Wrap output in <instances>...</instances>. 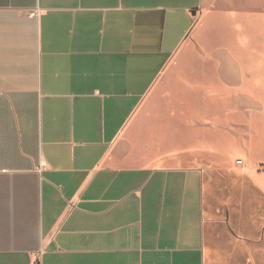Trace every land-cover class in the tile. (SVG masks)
<instances>
[{
	"label": "crops",
	"instance_id": "obj_1",
	"mask_svg": "<svg viewBox=\"0 0 264 264\" xmlns=\"http://www.w3.org/2000/svg\"><path fill=\"white\" fill-rule=\"evenodd\" d=\"M251 32L264 35V0H0V264H264L256 111L212 119L227 126L220 137L200 125L196 97L257 101L264 122V47ZM196 46L206 57L182 61ZM184 65L179 93L206 130L195 146L214 150L200 154L207 167L134 147L145 107ZM219 68L225 86L199 80Z\"/></svg>",
	"mask_w": 264,
	"mask_h": 264
},
{
	"label": "rangeland",
	"instance_id": "obj_2",
	"mask_svg": "<svg viewBox=\"0 0 264 264\" xmlns=\"http://www.w3.org/2000/svg\"><path fill=\"white\" fill-rule=\"evenodd\" d=\"M252 24H257L258 20L252 18ZM246 37L250 40L256 49L264 47V35L258 34L256 32H251L247 34ZM214 49L213 55L215 58L224 59L226 58V53L221 47ZM231 49L237 58H247V53H249L246 45L238 46V44H232ZM262 50V49H261ZM205 52L199 46L191 49L184 53L182 56V61L186 60H197L201 57H206ZM185 66V65H184ZM177 68L171 73L164 82L160 84L159 88L152 96L151 103L145 107L143 113V123L140 128L134 132L133 138L135 140L136 151L139 154L147 155L155 162H167L172 163L174 161H181L187 164H201L205 167L209 165L208 159L201 157L200 154L204 156L207 154H213L214 150L211 148L203 147L200 148L195 146L196 139V127L198 122L195 120L194 107H191L188 101L183 99L179 91L189 90L185 79L190 77L186 73V66ZM224 69H215L214 75H208L201 71L199 73V80L204 84H211L213 90H218L220 86H225L226 79L224 78ZM178 70V71H177ZM206 82V83H205ZM205 89H201L196 96L199 100L197 102V109L199 112V119L207 120V122L201 123L200 125L206 130L218 127V133L220 137H225L227 135V126L225 124H212L210 123L213 119L215 123L216 120H226L230 117L244 119L246 118L247 110H254V123L258 128L260 127L261 134H264V122L261 121L260 115L257 114L258 104L254 100H246L241 97H236L233 100L231 98L227 99L225 96L216 94L214 97L206 95ZM181 92V93H182ZM187 110L185 111V107ZM186 114L184 113V111ZM229 111H235L234 116L229 114ZM209 120V122H208ZM199 128V134H205L206 130L202 127ZM210 132V131H209ZM214 138V137H213ZM211 141V138H208ZM216 137L213 141H216ZM219 152H228L231 155L234 153V148H216ZM253 152L255 148H252ZM236 155L242 156V150L237 149ZM261 155L258 152L254 153L251 157L252 161L259 158ZM220 159H222L221 154H219ZM225 160V157H224ZM221 161V160H220ZM224 162V161H222ZM236 164L240 163V159H236ZM222 170V169H216ZM246 197L248 201L252 204V207L258 205L257 194L254 191H247ZM249 193V194H248ZM260 203V201H259Z\"/></svg>",
	"mask_w": 264,
	"mask_h": 264
},
{
	"label": "built area",
	"instance_id": "obj_3",
	"mask_svg": "<svg viewBox=\"0 0 264 264\" xmlns=\"http://www.w3.org/2000/svg\"><path fill=\"white\" fill-rule=\"evenodd\" d=\"M32 264H39V256L34 257Z\"/></svg>",
	"mask_w": 264,
	"mask_h": 264
}]
</instances>
